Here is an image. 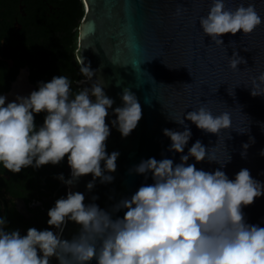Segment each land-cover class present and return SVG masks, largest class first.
<instances>
[{
	"label": "clouds",
	"instance_id": "1",
	"mask_svg": "<svg viewBox=\"0 0 264 264\" xmlns=\"http://www.w3.org/2000/svg\"><path fill=\"white\" fill-rule=\"evenodd\" d=\"M227 3L210 0L206 14L198 17L204 37L226 50L224 34L248 35L264 24V15L253 0H241L234 7ZM184 10L185 5L178 0L174 14L179 16ZM78 60L79 71L91 82L90 87L74 93L71 79L61 74L40 81L30 95H18L7 104L6 96L0 94L3 169L19 173L29 166L58 164L67 156L71 176L65 181L61 173L58 179L69 186L89 173L92 179L86 185L88 190L97 178L101 183L114 179L111 173L116 170L119 152L106 151L111 131L106 117L111 110L115 116L111 127L126 138L137 127L142 107L136 94L125 88L120 94L122 104L113 108L114 99L105 93V83L99 78L93 80L97 70L86 64L80 53ZM241 63L247 61L234 50L229 67L238 69ZM250 88L251 95L264 96V72L253 78ZM41 112L46 115L37 125L35 116ZM171 120L183 130L166 127L163 134L171 141L168 151L181 154L180 162L168 157L142 159L134 171L145 179L151 174L154 182L142 184L130 198L114 206L113 211L126 209L123 217L114 219L96 203L85 204L84 194L71 190L49 208L50 228L29 227L26 234H21L18 228L6 227L8 222L0 215V264H51L53 257L59 264H91L93 260L96 264H264V226L246 222L242 210L264 195V182L254 179L248 168L229 178L223 169L231 154L228 152L221 162L199 139L187 153L184 151L192 136L186 121L220 137L232 127L231 113H214L201 102ZM249 146L248 142L242 145V156ZM260 154L264 156V149ZM190 157L196 162L207 159L220 167L206 171L189 163ZM69 221L80 225L71 240L62 238Z\"/></svg>",
	"mask_w": 264,
	"mask_h": 264
},
{
	"label": "water",
	"instance_id": "2",
	"mask_svg": "<svg viewBox=\"0 0 264 264\" xmlns=\"http://www.w3.org/2000/svg\"><path fill=\"white\" fill-rule=\"evenodd\" d=\"M82 1L85 15L78 29L77 61L80 53L85 63L97 70L93 80L99 78V82L105 83V93L114 99L113 108L122 104L120 94L125 88L134 92L142 107V117L124 138L111 127L115 116L109 110L106 123L111 131L106 151L119 152L111 182L101 183L97 178L94 187L88 190L86 185L92 179L89 173L71 186L62 181L60 188L82 192L85 204L96 203L111 212L114 219L123 217L126 209L113 211L114 206L121 199L130 198L142 184L154 182L151 174L145 179L134 167L149 157L157 160L168 157L179 163L181 154L168 151L171 141L163 129L183 130L182 125L171 119L198 107L201 102H206L214 113L229 111L232 127L218 137L186 121L192 136L185 153L199 139L221 162L227 159L228 152L231 154L230 162L223 169L229 178L234 179L240 169L248 168L254 179L264 182V156L260 154L264 149V96L251 95L250 88L253 78L264 72V24L248 35L224 34L226 50L204 37L199 27L198 17L206 14L210 0H179L185 5L179 16L174 14L178 0H89L90 4L88 0ZM240 2L228 0L227 6L234 7ZM253 2L264 15V0ZM234 50L247 61L238 65V69L229 67V56ZM78 86L90 87L91 82L84 78ZM33 90L28 71L22 70L12 91L6 95V104L18 95H30ZM246 142L250 146L242 156V145ZM188 162L206 171L220 167L207 159L196 162L190 157ZM0 199L7 221L11 208L9 198L0 195ZM16 203L24 213V202L17 200ZM242 210L246 222L264 226V195ZM79 231L80 225L69 221L62 238L71 240ZM52 264H59L55 257Z\"/></svg>",
	"mask_w": 264,
	"mask_h": 264
},
{
	"label": "flooded vegetation",
	"instance_id": "3",
	"mask_svg": "<svg viewBox=\"0 0 264 264\" xmlns=\"http://www.w3.org/2000/svg\"><path fill=\"white\" fill-rule=\"evenodd\" d=\"M68 1L0 0V94H10L22 70L28 71L35 90L40 81L47 82L58 75H52L49 66L33 62L46 58L53 63L58 55L71 51V44L64 42L65 33L50 26L63 18ZM62 75L73 79L68 71L64 70ZM45 115L44 112L36 114L37 125L43 123ZM61 173L65 179L71 175L66 157L58 164L29 166L19 173L0 166V195L7 196L11 206L6 227L18 228L21 234H26L29 227L39 230L52 227L47 224L48 210L69 191L68 187L60 188L62 181L58 176ZM17 200L24 202V213L18 209ZM3 212L0 199V215L3 216Z\"/></svg>",
	"mask_w": 264,
	"mask_h": 264
},
{
	"label": "trees",
	"instance_id": "4",
	"mask_svg": "<svg viewBox=\"0 0 264 264\" xmlns=\"http://www.w3.org/2000/svg\"><path fill=\"white\" fill-rule=\"evenodd\" d=\"M64 7L65 14L63 18L58 22L50 24V26L65 33L64 42L71 44V51L58 55L53 63L48 61L46 58H43L40 61H34L33 64L37 65L38 63H43L49 66L50 73L52 75H61L64 70L71 73L73 75L72 91L75 93L82 88L78 86L77 83L84 79L79 71V62L76 58V50L78 46V29L85 15V11L82 0H69ZM54 65L58 68L56 69ZM65 157L67 158V156Z\"/></svg>",
	"mask_w": 264,
	"mask_h": 264
},
{
	"label": "snow or ice",
	"instance_id": "5",
	"mask_svg": "<svg viewBox=\"0 0 264 264\" xmlns=\"http://www.w3.org/2000/svg\"><path fill=\"white\" fill-rule=\"evenodd\" d=\"M88 2H89V0H88ZM89 4H90V2H89ZM94 6V5H93Z\"/></svg>",
	"mask_w": 264,
	"mask_h": 264
}]
</instances>
